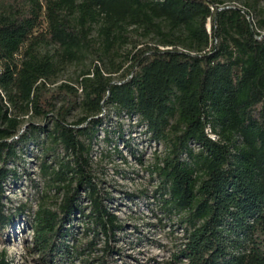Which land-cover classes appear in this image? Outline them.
Masks as SVG:
<instances>
[{
    "label": "trees",
    "instance_id": "obj_1",
    "mask_svg": "<svg viewBox=\"0 0 264 264\" xmlns=\"http://www.w3.org/2000/svg\"><path fill=\"white\" fill-rule=\"evenodd\" d=\"M250 15L221 0H0V232L26 211L7 212L5 188L29 146L39 148L46 190L29 227L43 260L64 264L102 238L101 255L84 263L117 264L123 226L90 153L100 137L136 157L131 135L140 132L164 149L152 167L154 194L182 231L170 261L158 264H264V18ZM135 37L155 44L139 47ZM89 55L96 62L77 88L46 89ZM76 108L82 117L68 124ZM24 116L53 117L52 129L30 123L21 132ZM111 117L127 124L112 128ZM47 190L62 195L55 208ZM76 214L92 235L80 247L68 242Z\"/></svg>",
    "mask_w": 264,
    "mask_h": 264
},
{
    "label": "rangeland",
    "instance_id": "obj_2",
    "mask_svg": "<svg viewBox=\"0 0 264 264\" xmlns=\"http://www.w3.org/2000/svg\"><path fill=\"white\" fill-rule=\"evenodd\" d=\"M221 1L226 7L249 10L252 23H256L259 18H264V0ZM207 28L210 30V23L207 24ZM260 32L264 34V29ZM133 42L139 47L155 44V40L151 38L135 37ZM129 48L130 45L124 47L119 51V54L126 53ZM160 49L165 48L160 47ZM121 60L122 57L117 55L114 58L115 66L120 64ZM95 62L96 59L89 55L81 63L66 66L51 83L47 84L46 89L50 93H56L58 87L63 84L77 88V80L82 72L90 70ZM101 66L104 70L110 67L106 61ZM126 66L123 64L124 68ZM121 74V72L116 74L114 78L119 80ZM58 105L56 103V107ZM54 114L55 112L52 113L53 116ZM80 117H82V113L79 108H76L67 117V123L71 124ZM23 120L21 132L30 123L46 126L51 130L54 121L53 117L45 121L28 116H24ZM118 122L127 124L126 121H115L113 117L109 124L113 128ZM126 130L125 125L124 131ZM131 137H134L131 143L139 152L136 157H133L120 141L117 145L118 151H115L114 146H107L100 137L94 142L90 153V164L96 183L103 192L110 194L112 199L109 203L110 211L117 216L119 223L123 226V230L117 232L116 243H114L121 251L122 257L114 256V259L117 264H138L137 261L149 264L168 262L175 252L176 246L181 243L179 239L182 238V231L175 225V218L167 219L160 211L158 198L154 194L157 179L152 173V167L156 158H161L164 155V149L159 144L147 143L140 132H136ZM51 145V141L48 139L43 143L44 147ZM62 155L63 150L58 147L56 156L62 157ZM137 156H139V160ZM42 160L43 154L39 148L29 146L23 161L18 165L19 179L9 182L5 188L4 203L7 212L13 213V210L20 204L26 206V211L24 214L13 213L14 218L10 227L0 232V262L4 260L6 264H46L34 245L33 233L29 227V221L33 219L37 210L39 198L46 190V183L39 172ZM52 160V156L48 157L47 164H50ZM47 191L50 197L48 205L55 208L56 204L61 201L62 195L56 194L54 190ZM85 202L86 200H82V206L86 205ZM87 211L88 209L85 210V213ZM85 222L78 214L71 221L70 228L73 237L68 241L70 245L80 247L92 240L91 234H85ZM66 227L68 228V226ZM102 240L99 238L95 241L96 251L90 252V254L85 252L80 257L66 259L64 264H85L84 261H91L95 256L101 255L98 250L103 247ZM92 264H97V262Z\"/></svg>",
    "mask_w": 264,
    "mask_h": 264
}]
</instances>
